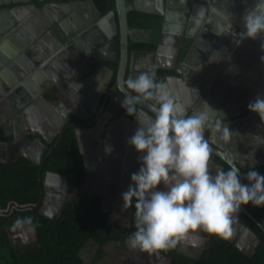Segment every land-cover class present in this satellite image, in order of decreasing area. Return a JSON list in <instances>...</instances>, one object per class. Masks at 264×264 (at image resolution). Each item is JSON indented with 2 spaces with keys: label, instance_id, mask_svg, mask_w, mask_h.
I'll list each match as a JSON object with an SVG mask.
<instances>
[{
  "label": "flooded vegetation",
  "instance_id": "flooded-vegetation-1",
  "mask_svg": "<svg viewBox=\"0 0 264 264\" xmlns=\"http://www.w3.org/2000/svg\"><path fill=\"white\" fill-rule=\"evenodd\" d=\"M171 1L172 0H136L135 7L140 9L146 7L156 13L161 12L162 14L160 15H165L171 12V9H168V7L171 6ZM215 1L216 0H189L192 6L190 9L186 8L183 11V14L187 15L186 20L189 21L190 17L195 15L196 10L193 9L195 8L194 4L205 3L211 5L209 2L213 3ZM222 1L228 4H226L228 9L234 5V2L235 4L239 2L238 7L235 8L236 11L232 13L234 17L238 12L244 15L245 9L243 8L247 7L245 1L253 2L252 0ZM222 1L220 2L219 0L220 3H222ZM82 2L84 1L0 0V28L10 27L12 29L11 33L8 32L5 36L0 37V88L3 86L2 84L4 82L7 83L8 81L14 85L12 91L6 95H2L0 90V165H2V167L10 165L11 167V164H16L18 162H21L19 164L26 163L27 166L23 164L15 167L16 170L19 168L21 171H25V173L21 175V178H28V175L33 173L35 175V171L38 170L39 167L36 174H38L37 177L42 185V198L48 191L50 200L49 206L52 209L56 206L54 210H58L57 207L63 201L62 199H66L67 204L71 201H79L87 196H98L102 198L103 205L108 210L106 212L110 213V224L119 226V228H129L132 227L133 224L132 211L134 206L124 207L121 194L128 189L131 183V174L138 171L140 163L137 162L138 160L135 162L131 161L128 157L125 163L117 162L118 164H111L107 167L108 170H106V173H102L101 169H95V167L98 168L99 166L95 164L94 159L89 160L84 153L85 149L97 148L99 140L94 137V139L90 140V145L86 148L82 146L81 143V132L92 129L96 130L98 122L108 111L110 114L119 116L118 119H120V121L115 120L114 127H125L126 121L131 122L135 119V116L130 118L122 114L124 110V108L121 107L123 98L119 92H117V87H119L120 83L118 79L119 62L122 55L120 26L117 19L115 29L111 27V33L108 32V35L105 34L106 36L104 37H97L90 32V39L80 36L70 41L65 36L66 32L72 35L78 32V30H91L92 23L88 25L77 16V11H70L65 8L67 3L78 6ZM103 17L104 16L101 14L100 18ZM100 18H97L94 22ZM197 26L198 25L194 27L187 26L186 24L182 38V34L179 31L171 43L168 40L166 41V33L164 35L161 34L155 50L132 48V44L151 43L154 38L153 32L151 36L142 32H131L129 36L130 54L144 51L152 52L156 50L160 53V49H164L163 47H165V45L170 44L172 49L167 56H163V58L160 57L157 61H153L149 64V66L152 63L155 65L167 66L169 64V59L175 57L176 49L178 50L179 57L180 51H182L181 49L185 46L186 40L197 38L199 33H195L197 31ZM129 29L134 30L130 27ZM229 30L231 34H227V36L215 42L214 50L216 49L217 52H223V54L218 55L219 61L204 56L203 60L205 63H207L209 59V65L213 67L209 73L211 79L209 81L208 79H205L206 81L202 80L204 82L202 85L190 87L189 91H191L193 99L190 100L187 97L186 89L181 85L173 87L171 90L177 102L186 103V106L187 104L191 106V102H194V106L192 105L193 107L189 109V114L191 115L204 110L202 105L203 99H200V96L206 91L207 84H210L209 93L215 95V88L211 80L213 78L217 79L220 75L224 77L222 73H227L228 68L232 67L233 64L239 63L250 69L255 65L257 66V64L264 66V60L261 59V57H264V48L261 47V45L264 44V34L259 35L254 40H240V38L235 35L236 33L233 27ZM25 35H27L28 38H24L23 36ZM181 39L182 41H180ZM194 39H192V41ZM235 40L240 41L237 46ZM194 42L195 40L191 43L189 52L186 56L187 60L185 58L183 61H180L177 57V64L179 66H176L177 70H175L174 73L178 71L186 77H196V75L193 74L194 71L187 65L189 60L192 59V52L195 47L191 52L190 50ZM232 46L236 47L232 50ZM217 54L218 53H214L213 56L217 57ZM226 58L228 59L227 61ZM74 63L80 65L78 71L72 70L73 68L71 67H73L72 65ZM113 64H117V68L113 67ZM221 65L223 68L219 69ZM106 67L112 70L113 73L111 74L108 70H105ZM6 70L9 72V80H4L3 77L4 71ZM194 70L197 71L196 69ZM219 71L220 73L223 72L218 76L217 73H219ZM92 77H94V79H92ZM129 77L132 76L131 71L128 69L124 80L125 87L126 80ZM216 79L214 81H216ZM221 97H226V93L224 92ZM251 113L253 112H250L247 116ZM256 118L259 122V126L264 131V121H261L259 117ZM216 121L220 120H207L204 135L210 132L209 145L214 146L212 143L213 139L217 144L225 147L227 146V140L229 138V132L227 131L230 130L225 129L226 125L224 124L221 125L223 127L219 128V130L213 134L215 126H217V124L214 123ZM70 129L74 130L78 140L80 139L79 147L84 164V181L79 184H71L68 180L69 185L64 186L60 180L52 179L55 185L51 184L48 189H46L47 184L45 181L49 172H57L66 175L55 170H44V166L49 155H51L62 136ZM122 134H118L117 136L120 137ZM110 136L109 141L113 147L122 148L124 152V142L126 141L125 134H123L122 139L113 135L115 138L111 140ZM241 139L238 140L239 145L235 148V152L239 155L242 163L251 164L257 161L264 162L263 146H261V148L256 146L253 152L241 155L248 141L247 138H244L243 141ZM114 141H118V143L114 144ZM1 143L5 145H1ZM254 144L255 143L252 142L251 145ZM133 150H135V148H133ZM131 154L132 152L130 155ZM43 155H45V158L42 160L41 166H38L39 160ZM210 159H215L224 164L221 161L222 158H220V160L211 156ZM216 163L219 164L218 162ZM223 168L225 169V167ZM5 170L7 172L6 168L3 172H5ZM28 171H30V173H28ZM7 175L8 173L1 174L3 179H7L4 177ZM103 176L108 179L105 181ZM112 194H115L116 197L109 202L107 196L109 197ZM15 209L16 208H14L12 212ZM241 217L246 218L247 225H249V215L246 214V216ZM31 224V220L30 222L26 220L18 227L8 228L10 236L11 233H15L18 229L26 228ZM235 225L236 223L233 225L234 234L229 239H235L237 237V242V240H240L242 237L245 228L242 226L241 231L235 235ZM195 233H201L202 235L212 237V235L203 232ZM27 235L17 236L16 242L19 246L36 240L33 238L27 239L29 234ZM244 239L249 245H253L254 240L252 238L245 237ZM126 240L110 241L103 246L102 251H100L101 245L96 242L95 245L86 250V258L83 259L89 264H153L155 256L152 258L153 261L151 262L149 260L151 257L146 258V254H144L145 251L129 247ZM110 243L119 246V253L116 256L112 255L107 249V245ZM256 252H254V254ZM92 254L93 257L91 262H88L87 260L90 259ZM141 254L144 256V259L139 258Z\"/></svg>",
  "mask_w": 264,
  "mask_h": 264
},
{
  "label": "clouds",
  "instance_id": "clouds-1",
  "mask_svg": "<svg viewBox=\"0 0 264 264\" xmlns=\"http://www.w3.org/2000/svg\"><path fill=\"white\" fill-rule=\"evenodd\" d=\"M227 21L232 27L230 13ZM242 21L245 30L240 39L254 40L264 34V0H255ZM122 91L121 107L139 124L127 143L140 153V166L121 194L124 207L133 203L135 207V230L127 237L128 246L145 252L167 251L195 232L231 238L241 205L264 206V175L249 170L244 175L248 183H241L240 168L234 164L211 173L212 149L204 136L208 113L186 115L154 73L129 77ZM148 102L154 115L142 116L137 105ZM247 107L264 121V95H257ZM21 223L17 219L13 227Z\"/></svg>",
  "mask_w": 264,
  "mask_h": 264
},
{
  "label": "trees",
  "instance_id": "trees-1",
  "mask_svg": "<svg viewBox=\"0 0 264 264\" xmlns=\"http://www.w3.org/2000/svg\"><path fill=\"white\" fill-rule=\"evenodd\" d=\"M93 1L103 16L111 11L116 12L115 0ZM126 2L128 6H131L128 11L129 27L152 30L154 34L151 43L132 44V48L155 50L161 35L164 17L154 11L147 12L138 9L135 7L136 0H126ZM192 42V39L186 40L178 60L183 61L186 58ZM112 66L117 68V64ZM174 74L176 73L173 70L158 69L155 79L166 83L167 79ZM122 114L130 118L134 117V115H128L125 109ZM204 136L209 142L210 132ZM45 155L39 160L38 166H41ZM211 156L220 159L217 155ZM221 161L227 170L230 164L223 159ZM19 163L21 162L11 164V167L10 165L4 167L0 165V209H6L11 201H16L19 204H35L42 200V185L37 177L38 174H36L39 167L35 171V175L33 173L28 175V178H21L25 171H21L19 168L16 170L15 167L24 163ZM24 165L27 166L26 163ZM5 168L7 172L6 170L3 172ZM47 169L66 174L71 184L83 183L84 164L79 140L74 130L70 129L62 136L46 161L44 170ZM249 170H255L264 175V165L246 169L244 172L247 173ZM2 173H8L7 176H4L7 179H3ZM244 183H248V181L245 179ZM245 206L258 219L255 220L249 216L248 224L262 239L254 255L251 256L239 248L236 241L214 235H212V248L204 249L199 258L181 254L179 249L182 243L175 249L162 252L173 257V264H264V206L257 207L251 203ZM134 212L135 207L132 211V227L119 228V226L110 224V213L103 211L102 198L98 196H87L76 202H68L62 215L56 221L40 213L38 209H15L11 214L0 215V264H89L79 255L84 244L89 239H93L101 245L100 251H102L103 246L110 241L126 240L135 230ZM246 214L241 205L238 215L246 216ZM27 218H31L37 239L22 246H15L8 228H14L13 225L17 219L24 222Z\"/></svg>",
  "mask_w": 264,
  "mask_h": 264
},
{
  "label": "crops",
  "instance_id": "crops-1",
  "mask_svg": "<svg viewBox=\"0 0 264 264\" xmlns=\"http://www.w3.org/2000/svg\"><path fill=\"white\" fill-rule=\"evenodd\" d=\"M188 2L189 0L171 1V6L168 7V9H171V12H169L168 14L172 16V20L171 28L166 32V41L168 40L170 43L173 42V38H175L176 34L179 33V28H181V26L184 29L186 24L187 26L193 27L195 25H198L196 28L197 31L195 32H199L198 36L196 34L198 38V45L192 52V59L187 63L188 67H190L194 71L193 74H195L196 77L190 76V78L180 73V75L176 73L174 74L176 78L171 79L170 82L167 83V88L171 92L173 87L181 85L184 89H186L187 97L191 100L193 98L191 96V91H189L190 87L192 88L196 85H202L204 84L203 81H206L205 79H208V81L211 79L209 73L213 67L209 65V59L219 61L218 55L223 54V52H217L216 49L214 50L215 42L216 40L219 41V39H221L222 37L227 36V34H231V31L229 30L231 27H229L226 17H224L222 14L219 15L213 13L212 10L214 6L207 5L205 3L194 4L195 8L193 9L196 10V13L195 15H193V17H190L189 21H187V15L183 14V11L186 8L190 9V7L192 6L191 2ZM215 2L217 3H215L216 6L219 4V6L221 5L223 9L227 8L228 4L226 2L222 1L223 4L219 3V0H216ZM230 22L232 24L233 20L231 19ZM23 37L28 38L27 35ZM165 47H163L164 49H160V53L157 55V59H160V57L163 58V56H167L170 53V50L172 49L171 45L167 44L165 45ZM214 53H218L217 57L213 56ZM204 56L209 58L207 63H205V61L203 60ZM150 62V59L146 57H139L137 66L141 71L146 72L150 68ZM194 69H196L197 71H195ZM227 71V73H224L223 71V73L221 72L222 74H224V77L220 75L221 73L219 71V73L217 74L218 76H220L217 79L213 78L211 80L212 85H214L215 88V95L209 93L210 84H207V88L205 89V92L207 93L203 92V94L200 96V99H203L202 105L203 109L208 113V121H228L230 122V125H226L225 129L230 130L233 126L239 131V139H241V137L242 141L244 138L248 139L246 146H244L242 142V145L245 147V149L242 151L241 155L249 154L250 152L254 151L256 146H258L259 148L263 146L264 148V131L259 126V122L257 121L256 117H259L258 114L253 112L249 116H247L251 112L247 107L249 102L254 100L257 95H264V66L257 64V66L255 65L252 69H250L239 63H236L233 64L232 67L228 68ZM3 77L4 80H9V72H7V70L4 71ZM215 79L216 81H214ZM9 82L10 81H8L7 83ZM224 92L226 93V97H221ZM177 103L181 104L185 108L186 115H191L189 114V109L194 106V102H191L193 106H190L188 104L186 106V103L183 104L182 102ZM118 118L119 116H117L116 114H110L108 111L105 116H103V118L98 122L96 130L92 129L81 132V143L85 148L90 145V140L94 139V137L99 140V145L97 146V148L89 150L85 149L86 151L84 150V153L89 160L94 159L95 164L99 166L98 168L95 167V169H101L102 173H106V170H108L107 167L111 164L117 162L125 163L128 157L131 159V161L135 162L138 160V157L140 155V153H138L136 150H133V146L127 143V138L132 136L139 126L138 121L134 119V121L131 122L126 121L125 127H114V121H120V119ZM122 133L125 134L126 138V141L124 142L125 153L122 151V148H114L109 141L110 135H112L110 136V139L113 140L115 138L113 135L117 136L118 134ZM123 134L122 136L117 137L119 139H122ZM252 142H254L255 144L251 145ZM115 143H118V141H114V144ZM131 152L132 154L130 155ZM137 162H139V160ZM262 164H264V162L257 161L251 164L245 163V165L248 166V169L260 166ZM217 168H221V165L210 159V172L215 174ZM103 179L106 181V179L108 178H105L103 176ZM160 187H162V185ZM115 197L116 195L112 194L109 197L107 196V200L110 202Z\"/></svg>",
  "mask_w": 264,
  "mask_h": 264
},
{
  "label": "water",
  "instance_id": "water-1",
  "mask_svg": "<svg viewBox=\"0 0 264 264\" xmlns=\"http://www.w3.org/2000/svg\"><path fill=\"white\" fill-rule=\"evenodd\" d=\"M221 1L222 0H220V2ZM252 1L253 2L245 1L247 7H244L243 9L246 10L248 8H251L255 3V0H252ZM115 2H116V12L111 11L110 13H108L103 18H100L102 13L98 9V7L96 6V3L93 0L84 1L78 6H74L72 3H67L65 5L66 9H68L70 11L71 10L77 11V16L80 17L88 25H90L92 23V26L90 28L91 30H89V31L78 30V32L73 33L72 35L67 34V32L66 33L64 32V33L66 34L65 35L66 38H68L70 41H72L73 39L80 37V36H82L83 38L88 37L90 39V36H91L90 32L92 34H95L97 37H101V36L104 37V36H106L105 34H107L108 32L111 33L110 32L111 27L115 29V25L117 22L116 20L118 19L119 26H120V32H121V36H122V41H121L122 55L120 57L121 59L119 62L118 79H119L120 83H119V87H117V92H119L121 97L124 99V94H123L122 90H124L126 88L124 80H125V77L127 75L128 69L131 71L132 78H135L137 75H139L141 72H143L137 66L138 65L137 64L138 58L139 57H141V58L146 57V58L150 59L151 62L157 61L158 60L157 55L159 54L158 53L159 51H157V50L152 51V52H145L144 51V52H136V53L130 54V51H129L130 33L131 32H142V33H145V34H148L149 36H151L152 30H139V29L130 30L129 24H128V11L130 10L131 7L127 5L126 0H115ZM215 3L216 2H213V3L209 2V4L214 6L213 12H215L216 14H219V15L222 14L226 18L228 16V14L230 13L231 19L233 20V23L231 24V26L235 30L234 31L236 33L235 35H237L238 38H240L239 34L245 30L243 27V21H242L243 15H241V12H238V14L235 17L232 15V13H234L236 11L235 8L238 7L239 2H236V4L234 2V5L230 9H228V8L223 9L221 5L219 6V4H218L216 6ZM138 9H140V8H138ZM142 10L147 11V12L152 11L151 9L146 8V7ZM158 13L162 14L161 12H158ZM162 16L164 17V22H163L161 34L164 35L171 28V20H172L171 17L172 16L169 15L168 13L165 15H162ZM97 18H100V19L97 20L96 22H94V20H96ZM182 29H183V27L181 26V28H179L180 33L182 34L181 38L183 36V30H184V29L183 30ZM11 30L12 29L10 27L0 28V37L5 36L8 32L11 33ZM192 39H194V38H192ZM194 40H195V42L193 43L190 52L194 49V47H196L198 45V38L195 37ZM180 41H182V39ZM239 42L240 41L235 40V43H237L236 46L239 44ZM159 47H160V45H159ZM235 47L232 46L231 49L233 50ZM176 50H175V53H176L175 57L169 59V61H168L169 64L167 66L166 65H164V66L155 65L154 63H152L150 65V68L146 72H152L155 74V77H156L157 69H167V70H173V71L177 70L176 66H179V65L177 64L178 50L177 51ZM154 58H156V59H154ZM186 60H187V58H186ZM227 60L228 59L226 58V61ZM222 65H221V67H219V69L223 68ZM72 66L73 67H71V68H73L72 69L73 71L79 70L80 65H76L74 63ZM105 70H108L111 74L113 73V71L110 70L108 67H106ZM176 73L178 75H180L178 71H176ZM175 78H176V76L169 77L165 84L167 85V83L170 82L171 79H175ZM92 79H94V77H92ZM95 79H98V78H95ZM4 83L2 84L3 86H1V88H0L2 95H6V94L10 93L13 89V86H14L13 83H6V82H4ZM150 105H151V102L145 103L143 105H141V104L137 105L139 107V109H142V111H141L142 116L145 114H147L148 116L154 115ZM135 120H137L136 117H135ZM214 123H216L217 126H215V130H214L213 134H215L216 131L219 130V128L223 127L221 125H224V124L230 125V122H228V121H225L223 123L221 121H216ZM227 132H229L228 133L229 138L227 140V146H225V147H222L221 145L217 144L212 139V143L214 145V146L210 145V148L212 149V155H218L220 158L225 160L230 165L234 164L235 166L239 167L240 168L241 183H244V181H245L244 175L246 174L244 171L248 168V166H246L244 163H242L239 155H237V153L235 152V148L239 145V143H238L239 142L238 141L239 140V131L235 127L232 126V129H230V131H227ZM79 141H80V139H79ZM56 144H55V146H56ZM1 145H5V144L1 143ZM132 148H134V147H132ZM213 160L218 162L220 165H222V168L225 167V165L222 164L221 162H219L215 159H213ZM52 179L60 180V182L63 183L64 186L69 185L66 175H62V174L57 173V172H49L47 174L46 181H45L47 184L46 189H48V187L51 184L55 185L53 183ZM62 200H61L62 202L60 203V205L57 207L58 210H54L56 208V206L52 209L49 206L50 200H49L48 191H47L46 194L43 196L42 200L39 201L38 203H35V204H31V203L19 204L15 201L10 202L6 209H0V215H8L12 212V210L14 208L20 209V210L30 208L33 210L39 209L40 213H42L45 216H47L48 218L56 221L62 215L64 208H65V205H66V199H62ZM242 207L244 208V210L247 212V214L249 216H251L255 220H258L255 216H253L249 212V210L247 209V207L245 205H242ZM102 209H103V211H108L106 208H104V205H103ZM242 226L245 228V231L242 234V237L240 238V240L239 239L237 240V245L239 246V248H241L247 254L252 256L254 254V252L257 251L256 248L259 245V243L262 241V239L249 225H247V219L238 215V222H236V225H235V228H236L235 229L236 230L235 235H237L241 231ZM29 229H30L29 230L30 234L33 236V239H37L36 230H35L33 224L30 225ZM17 236H19V235L15 234L13 237L11 236L12 241H13L15 246H19V244L16 242ZM245 237L252 238L254 240L253 245H249V243L245 241V239H244ZM30 239H32V238H30ZM236 239H237V237L235 239L232 238L231 240L236 241ZM28 241H31V240H28ZM95 244H96L95 240L89 239L85 243V245L81 248L79 255L82 258H86L85 257L86 250ZM212 246H213V238L212 237L202 235L201 233H191L189 235V238L181 244L179 252L181 254H184V255H187L190 257L199 258L201 256V254L203 253L204 249L212 248ZM93 254L91 255L90 259L87 260L88 262H91ZM154 256H155L154 264H173V262H174L173 257L164 254L162 251L154 252Z\"/></svg>",
  "mask_w": 264,
  "mask_h": 264
},
{
  "label": "rangeland",
  "instance_id": "rangeland-1",
  "mask_svg": "<svg viewBox=\"0 0 264 264\" xmlns=\"http://www.w3.org/2000/svg\"><path fill=\"white\" fill-rule=\"evenodd\" d=\"M30 226H28V227H26V228H22V229H18V231L17 232H13V233H11V236L13 237L15 234L17 235H22V236H24L25 234L27 235V234H29V237H27V239H30V238H33V236L30 234ZM25 235V236H26ZM28 236V235H27ZM107 249L110 251V253L112 254V255H117L119 252H118V250H119V246H117V245H115L114 243H110V244H108L107 245ZM144 254H146V258L147 257H151L149 260L152 262L153 261V256H154V254H153V252H144ZM139 258L140 259H144V256L141 254L140 256H139Z\"/></svg>",
  "mask_w": 264,
  "mask_h": 264
}]
</instances>
